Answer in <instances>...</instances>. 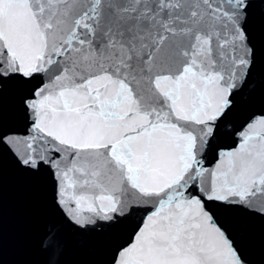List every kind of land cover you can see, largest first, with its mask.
I'll list each match as a JSON object with an SVG mask.
<instances>
[{"label":"snow or ice","instance_id":"obj_1","mask_svg":"<svg viewBox=\"0 0 264 264\" xmlns=\"http://www.w3.org/2000/svg\"><path fill=\"white\" fill-rule=\"evenodd\" d=\"M0 264H264V0H0Z\"/></svg>","mask_w":264,"mask_h":264}]
</instances>
